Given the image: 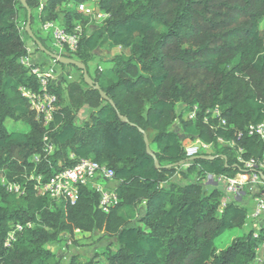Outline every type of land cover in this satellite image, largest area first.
I'll list each match as a JSON object with an SVG mask.
<instances>
[{
    "label": "trees",
    "instance_id": "16d2710c",
    "mask_svg": "<svg viewBox=\"0 0 264 264\" xmlns=\"http://www.w3.org/2000/svg\"><path fill=\"white\" fill-rule=\"evenodd\" d=\"M25 2L31 30L32 10L40 4L41 23L60 19L66 31L81 25L71 58L83 63L87 74L93 52L105 41L126 55H116L109 67H97L92 85L82 73L76 80L60 77L50 86L57 101L44 126L19 91L20 86L38 87L20 62L29 54L23 37L34 42L25 31L26 10L20 0H0V176L25 188L16 196L0 184V264H60L49 244L63 233L69 243H77L94 232L116 241L115 249L103 252L105 263L95 255L85 262L72 257L69 264H258L263 229L258 238L249 229L226 247L215 248L225 231L243 228L249 213L236 200L220 208L221 192L207 190L201 180L248 175L234 147L220 145L218 138L243 147L245 158L261 157L256 136L237 139L236 133L264 122V0ZM78 3H92L109 17L89 32L87 17L74 8ZM35 50H40L37 45ZM194 105L195 117L185 119ZM216 106L224 125L204 120ZM83 107L89 112L78 124ZM6 120L21 121L27 130H8ZM175 123L184 137L171 129ZM195 138L212 148L187 157L184 145ZM80 158L114 171L119 202L108 213L100 210L99 195L88 186L80 187L74 203H57L34 189L33 177L46 180ZM178 173H195L197 180L171 182ZM26 222L32 226L5 246L11 226Z\"/></svg>",
    "mask_w": 264,
    "mask_h": 264
},
{
    "label": "built area",
    "instance_id": "2783aa9c",
    "mask_svg": "<svg viewBox=\"0 0 264 264\" xmlns=\"http://www.w3.org/2000/svg\"><path fill=\"white\" fill-rule=\"evenodd\" d=\"M91 3L75 4V10L82 13L92 21L102 23L109 17V14L90 6ZM42 4H40V9ZM40 30L45 33L52 40V44L58 55L71 57L78 49L79 38L82 32L79 23L66 31L59 22L45 21L40 24ZM25 40V36L23 37ZM35 48V42H33ZM28 55L20 58V62L28 67L30 73L38 82L36 89L20 86L19 91L21 95L27 100L29 108L35 113L36 118L39 119L44 126L52 120L54 105L57 101V95L50 89L53 84H58L61 72L59 71L58 61L51 58L49 62H36L31 58L33 49L28 48ZM61 53V54H60ZM197 106H191L184 114L185 119H193L197 112ZM209 114L204 118L209 122V118L216 121V124L224 125L225 120L220 114V109L216 106L206 111ZM210 123V122H209ZM211 126H214L212 123ZM244 134L248 136H256L262 145V154L260 158L243 156L244 149L241 146L235 145L233 140L224 141L218 138L220 145H229L234 147L236 160L242 167L248 170V175L244 176L237 173L234 177H227L225 175H207L204 182L209 183H225L226 197L221 200L220 208H222L228 201L237 200L245 193H253V210L248 214V219H255L257 217H264V122L250 124L244 131H238L236 138L240 139ZM51 149V146L48 145ZM211 144L204 143L200 139L195 138L184 145V151L187 157H193L201 153H206L211 149ZM36 159V156L35 158ZM35 180L34 189L39 195H46L55 202L67 200L70 203L78 198L79 189L81 186H88L99 195V208L102 212L108 213L117 203L119 198L115 191L118 181L114 179V171L106 164L98 163L91 158H80L72 167L64 168L59 172L54 173L51 177L43 180L41 175L33 177ZM0 184L4 186L5 190L16 196L22 195L25 188L18 182L9 181L5 177L0 176ZM30 222L16 223L11 226L7 232L4 245L9 246L15 241L16 236L23 229L31 227ZM253 237H259V227L253 231ZM264 247V238L261 240L260 246Z\"/></svg>",
    "mask_w": 264,
    "mask_h": 264
},
{
    "label": "rangeland",
    "instance_id": "374dc122",
    "mask_svg": "<svg viewBox=\"0 0 264 264\" xmlns=\"http://www.w3.org/2000/svg\"><path fill=\"white\" fill-rule=\"evenodd\" d=\"M42 3H44V0H41ZM90 6L95 7L94 4H90ZM39 11V9H37ZM61 18V16H59ZM36 16L35 12L33 14V22H32V30L36 32L38 38L40 41L43 43V46L48 49L49 51L55 53L54 51L55 48L54 46L51 45V42L48 39V35L45 33H42L40 30L39 25L41 22L38 20V24L36 22ZM84 19L86 17L84 16ZM60 20V19H59ZM57 20V22L60 23V21ZM88 23L86 26V30L91 32L97 29L100 24L96 21H92L88 19ZM26 42L29 44V38L25 35ZM41 50H35L33 49V53H39ZM126 55V51L123 52V50L117 46H114L110 44V42L105 41L103 42L99 47L96 48V50L93 52V57L91 61L88 64V77L92 76L94 73V70L99 67V68H106L112 65V60L113 58L118 55L122 54ZM58 54V53H56ZM61 54V53H60ZM41 59H46L45 52L42 51L40 52ZM62 55V54H61ZM51 58H49L47 61H38L41 63H46L49 62ZM37 62V61H36ZM59 67V71L61 72V78L62 79H69V80H76L79 79L81 75V71L76 69L72 65H57ZM61 67V68H60ZM89 112V109L83 108L81 112H79L78 117L76 119V122L80 124L83 120L87 118V114ZM5 125L8 130H15V131H26L27 127L25 126L24 123L21 121L18 122H12L11 120H6ZM171 129L178 133V135L182 138L184 137V134L181 130V127L178 123H175ZM154 147L153 145H151ZM185 169V168H184ZM197 177L195 173H185L184 175L178 173L175 174L173 177H171L170 181L171 182H177V183H186V182H193L196 181ZM205 183L204 180H201V184ZM168 183H165V186H167ZM217 189L221 192V200L226 197L225 194V183L224 182H219L216 184ZM214 186L208 185L207 188L208 190H211ZM249 195L254 196L253 193H249ZM243 204V203H242ZM248 213H250L253 210V204L250 202L247 206ZM138 214H142L143 212V207H139L137 210ZM248 219V218H247ZM264 220V217H257L255 219H248L243 226V228H235V229H230L225 231L219 238L215 240V248L217 250L222 249L226 247L231 239L234 236H240L244 232L248 231L249 229H258L259 223ZM252 221L256 223L255 226L252 225ZM260 230V228H259ZM68 234L63 233L60 236V240L57 243L49 244L47 248L55 255V258L60 261V264H69L70 260L72 257H75L78 261L85 262L88 261L90 258L94 257L97 255V259L100 260L102 263H105L104 256L102 255L103 252L107 249H115L116 248V241L113 238H108L103 236L101 233L94 232L92 235L87 236V237H80L77 240V243H69L68 240ZM256 262L258 264H264V247H258L256 250Z\"/></svg>",
    "mask_w": 264,
    "mask_h": 264
},
{
    "label": "water",
    "instance_id": "95a60500",
    "mask_svg": "<svg viewBox=\"0 0 264 264\" xmlns=\"http://www.w3.org/2000/svg\"><path fill=\"white\" fill-rule=\"evenodd\" d=\"M20 1H21L22 6L24 7V9L26 10V13H27V21H26V24H25V31H26L27 35L35 42V44L37 45V47L41 51H44L45 53H47V55H49L51 58L56 59L60 64L74 66L76 69H78L79 71H81L84 81L87 84L92 85V82L93 81H92V79L90 77H88L87 70H86V66L83 63H81L80 61H78V60H76L74 58L66 57V56H62V55H58L56 53H53V52L47 50L41 44V42L35 38V36L32 33V30L30 29V15H31V10L27 6L25 0H20ZM95 88L98 89V86H96ZM101 95L104 97V95L102 93H101ZM143 138H144L145 143H148L147 135L145 133H144ZM147 151L149 152V148L147 149ZM191 158H194V157H191ZM209 158H211V157H209ZM155 165L157 166V162H155Z\"/></svg>",
    "mask_w": 264,
    "mask_h": 264
},
{
    "label": "crops",
    "instance_id": "0c3cea01",
    "mask_svg": "<svg viewBox=\"0 0 264 264\" xmlns=\"http://www.w3.org/2000/svg\"><path fill=\"white\" fill-rule=\"evenodd\" d=\"M34 12H35V16H36V22L38 21V18H37V9H35V10H32V14H34ZM23 17H24V11L23 10H20L19 11V20H22L23 19ZM37 24H38V22H37ZM39 27H40V25H39ZM48 39H49V41L51 42V45L53 46V44H52V40L49 38V36H48ZM25 42H26V39H25ZM29 44L26 42V44L28 45V48H30V49H34V45H33V42L31 41V40H29ZM43 44V43H42ZM48 50V49H47ZM40 52H42V51H40ZM40 52L39 53H34V54H31V58L33 59V60H35V61H47L49 58H50V56L49 55H47V53H45V55H46V59H41V55H40ZM83 108H86V107H83ZM82 108V109H83ZM82 109L80 110V112L82 111ZM206 184V189L208 190V188H207V186L208 185H211V186H214V187H216L217 188V185L215 184V183H209V184H207V183H205ZM237 202H239L242 206H247L250 202H252V204H253V198H252V196L251 195H249V193H245V194H243L240 198H238L237 200H236ZM243 203V204H242ZM248 220V219H247ZM252 225L253 226H255L256 225V223L254 222V221H252ZM259 228L260 229H263L264 230V220L263 221H261L260 223H259ZM257 257V256H256Z\"/></svg>",
    "mask_w": 264,
    "mask_h": 264
}]
</instances>
